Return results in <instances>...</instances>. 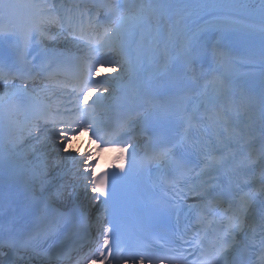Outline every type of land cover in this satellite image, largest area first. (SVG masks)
<instances>
[{"label": "snow or ice", "instance_id": "1", "mask_svg": "<svg viewBox=\"0 0 264 264\" xmlns=\"http://www.w3.org/2000/svg\"><path fill=\"white\" fill-rule=\"evenodd\" d=\"M18 5H14L9 2V0H0V34H3L6 31V27L3 23L5 18L12 12L14 8ZM29 8L35 9L29 14L28 19V28L26 32L20 33L18 39L22 41L25 45L35 39L37 36L50 35L52 27H59L61 31L67 28L72 35H76V14L72 9H67L63 13L56 10L55 5H49L47 3L39 5H29ZM62 7V6H61ZM147 7V9L156 16L157 22H159V16L157 15L158 9L148 5L142 6ZM80 16H83V13H80ZM117 31V29H112L110 33H106L111 36ZM51 38V37H50ZM80 38L83 39V33L81 32ZM91 43V42H89ZM96 51V49H93ZM103 61L98 56L95 61L91 64H85L80 74L79 80V92L77 93V106L76 111L79 113V116L74 120L71 118V112L68 113L69 118L64 120H58L54 123V127H61V131L57 135H51L50 139H56L59 141V148L64 152H68L69 148L67 147L71 141L77 137L78 133L88 132L92 137L91 143L95 145V148H90L84 152L80 153V159L77 160L75 156L64 157L63 159H69L74 165L78 167L83 165V173L87 174L84 176L88 180V187L93 194H95L91 199L97 200L100 197L104 199L100 201L107 205L110 200H114L116 197V180L118 179L116 173L105 172L103 174L97 175L95 168V159L94 157L98 156L101 152V145L107 144L108 142L104 140L103 137V127L98 122L94 121L92 118V110L98 104L103 102L106 98L105 93L111 95V89L109 85L116 77H110L107 79L94 78V71L96 66L101 64ZM111 62L109 61V64ZM129 71L134 70V66L129 61ZM113 72H117V68H112ZM120 72H124L125 68L120 67ZM0 80L5 81L7 77L4 73L0 72ZM95 99L92 100V104H88L89 99L95 93ZM83 96V103L87 105L84 108H80L79 97ZM5 100V94L0 92V104ZM57 115H60L57 113ZM49 121L46 119V124ZM184 123L183 135L174 143L170 145H162L160 150L155 153V159L157 164L160 163H169L175 156L177 147H190L192 150L201 149V145L198 142H193L190 146H185L184 141L191 135V129L195 124L194 115H188ZM37 130H39L37 128ZM45 131H48L45 128ZM99 140L100 144H97L96 141ZM116 143H119L117 141ZM130 147H135L134 145H129ZM105 150L116 151L120 154L115 158L118 162L117 167L120 168L121 172L127 174L125 165V152L127 148L124 146L120 147H107ZM135 153H129L127 164L131 168L135 163ZM91 179H88V177ZM122 178V177H121ZM226 193L221 192L220 197L223 199ZM253 217V200L251 198H240L239 201L228 202V208L225 209L220 215L221 223V234L218 237V247L214 254L208 261V264H243L241 257L243 254H252L256 252V249L260 250V264H264V202L261 203L259 210V231L253 228L249 224V220ZM114 231V230H113ZM16 240H9L0 244V247L7 246L13 250L17 247ZM21 246H24L28 242H20ZM97 252L102 257L100 264H104V261L110 256L113 260L122 259V249L118 241L114 236L110 235V229H105L103 232L102 244L98 246ZM107 253V255L105 254ZM233 253L236 254L235 258ZM0 255H5V253L0 252ZM92 264H96L95 260H92ZM142 264V261H141ZM170 264H177L175 260L170 261Z\"/></svg>", "mask_w": 264, "mask_h": 264}, {"label": "bare ground", "instance_id": "2", "mask_svg": "<svg viewBox=\"0 0 264 264\" xmlns=\"http://www.w3.org/2000/svg\"><path fill=\"white\" fill-rule=\"evenodd\" d=\"M57 41H58V44L60 45V47H62V46L64 47L65 46L64 44L67 42V40L60 39V38H57ZM38 136L42 137L43 134H39ZM80 136L76 137L75 141L78 140ZM37 144L39 145V146H37L38 147L37 151L35 149L36 146L32 145V149H30V151L27 152L28 157L31 159L30 162H33V161H35L37 159H41V158H43V155H45V154L47 155L48 154L47 153V151L49 150V145L48 144L43 145V144H41L40 140H38ZM71 144H72V141H71L70 144L67 145V147L69 148V151H73V148L71 149ZM44 150H45V153H44ZM55 150H56V155H54L53 159H49V160H53L54 163L58 162L59 155L62 154L63 157L66 155V152H64L62 149H60L59 145L55 148ZM41 152L43 153V155H42ZM48 156L49 155H47V158H48ZM71 172H79V169L75 166V168L73 170H71Z\"/></svg>", "mask_w": 264, "mask_h": 264}, {"label": "rangeland", "instance_id": "3", "mask_svg": "<svg viewBox=\"0 0 264 264\" xmlns=\"http://www.w3.org/2000/svg\"><path fill=\"white\" fill-rule=\"evenodd\" d=\"M59 160H60V158H59ZM57 164H58V162H57Z\"/></svg>", "mask_w": 264, "mask_h": 264}]
</instances>
